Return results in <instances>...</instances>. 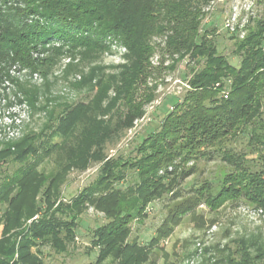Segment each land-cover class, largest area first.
<instances>
[{"label":"rangeland","instance_id":"obj_1","mask_svg":"<svg viewBox=\"0 0 264 264\" xmlns=\"http://www.w3.org/2000/svg\"><path fill=\"white\" fill-rule=\"evenodd\" d=\"M20 2L0 0V25L25 48L0 57V264H264V205L218 194L238 170L223 152L248 172L264 167L250 123L211 146L181 129L170 162L147 158L204 58L169 54L166 30L118 35L103 19L72 38L27 40L23 23L42 19L28 15L36 0ZM202 10L199 33L238 67L236 43L264 24V0H206ZM229 84L215 85L218 98ZM128 113L142 115L102 141ZM251 121L264 124V94ZM115 226V239L101 238Z\"/></svg>","mask_w":264,"mask_h":264},{"label":"trees","instance_id":"obj_2","mask_svg":"<svg viewBox=\"0 0 264 264\" xmlns=\"http://www.w3.org/2000/svg\"><path fill=\"white\" fill-rule=\"evenodd\" d=\"M22 1L29 4L30 0H21L20 3ZM138 1L36 0L37 4L32 2L33 6L28 5V15L37 14L42 20L30 25L23 23L22 28L28 31L27 40L46 41L71 37L75 32L93 31L94 20H105L107 31L124 36L140 25L146 32L168 31L165 48L169 54H176L180 58H204L205 66L195 72L189 82L192 90L177 104L175 112L168 115L164 134L155 140L158 147L147 157L155 168L159 167L160 161L170 162L173 159L172 148L180 137L181 129L206 146L217 143L244 123H250L255 142L261 137L264 138V124L251 121L261 106L264 94V24L257 23L256 27L236 43L235 51L240 56L239 66L236 67L226 56L217 52L212 40L205 33H199L200 22L205 15L202 7L206 0H159L156 4L153 0ZM0 22L6 23L1 18ZM19 35L20 32H12L7 26L0 25V57L11 60L22 57L25 48L22 50L23 44L16 41V36ZM80 37L83 38L78 41L82 43L86 36ZM142 59L143 57L139 58L140 61ZM137 71L140 72L139 68ZM228 79L230 84L227 96L218 98L220 90L215 85L220 86ZM208 99L212 102L205 104L204 101ZM141 115L128 113L125 119L104 133L102 141H116L120 132L131 127L133 121ZM255 130H258L257 134ZM237 156L228 152L221 154L224 161H229L238 170L229 176L228 184L219 191V196L233 194L235 191L238 196L264 205V167L254 173L248 172L244 166L237 164ZM166 172L172 173L167 170ZM233 182L237 186L232 187ZM117 227L102 233L101 238L110 241L115 239ZM40 231L54 235L58 228L53 223H41ZM21 258L25 263L32 260L26 254H22ZM98 261L99 259L95 264Z\"/></svg>","mask_w":264,"mask_h":264}]
</instances>
